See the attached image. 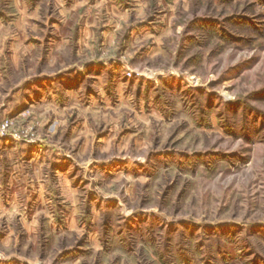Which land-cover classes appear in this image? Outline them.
Listing matches in <instances>:
<instances>
[{
	"label": "rangeland",
	"instance_id": "374dc122",
	"mask_svg": "<svg viewBox=\"0 0 264 264\" xmlns=\"http://www.w3.org/2000/svg\"><path fill=\"white\" fill-rule=\"evenodd\" d=\"M120 1L0 20V264H264V0Z\"/></svg>",
	"mask_w": 264,
	"mask_h": 264
},
{
	"label": "trees",
	"instance_id": "16d2710c",
	"mask_svg": "<svg viewBox=\"0 0 264 264\" xmlns=\"http://www.w3.org/2000/svg\"><path fill=\"white\" fill-rule=\"evenodd\" d=\"M14 10L13 0H0V20L12 19L15 16Z\"/></svg>",
	"mask_w": 264,
	"mask_h": 264
},
{
	"label": "crops",
	"instance_id": "0c3cea01",
	"mask_svg": "<svg viewBox=\"0 0 264 264\" xmlns=\"http://www.w3.org/2000/svg\"><path fill=\"white\" fill-rule=\"evenodd\" d=\"M121 1L120 0H114V2H113V7L114 8H116L117 6H120L121 5V3H120ZM123 5H121L120 7L121 8H123L122 7ZM14 22V21H13ZM52 22H54V21H52ZM55 23H57V22H55ZM4 24V23H3ZM54 25V24H53ZM2 51H0V57H1V53ZM0 65H1V61H0ZM0 81H1V77H0Z\"/></svg>",
	"mask_w": 264,
	"mask_h": 264
},
{
	"label": "built area",
	"instance_id": "2783aa9c",
	"mask_svg": "<svg viewBox=\"0 0 264 264\" xmlns=\"http://www.w3.org/2000/svg\"><path fill=\"white\" fill-rule=\"evenodd\" d=\"M7 124H3L1 127H0V136L1 135H7L8 133L7 132H4V128H6Z\"/></svg>",
	"mask_w": 264,
	"mask_h": 264
}]
</instances>
